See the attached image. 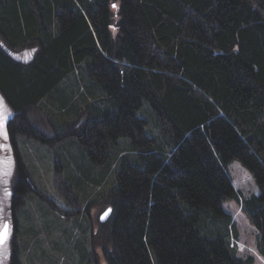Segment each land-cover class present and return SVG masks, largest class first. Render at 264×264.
Wrapping results in <instances>:
<instances>
[{
  "label": "trees",
  "instance_id": "obj_1",
  "mask_svg": "<svg viewBox=\"0 0 264 264\" xmlns=\"http://www.w3.org/2000/svg\"><path fill=\"white\" fill-rule=\"evenodd\" d=\"M82 66L94 94L85 87L87 113L65 130L116 172L97 200L111 215L79 263L99 264L96 247L106 264H254L234 245L230 200L264 257V0H0V102L12 111L18 180H31L15 141L39 132L30 111ZM145 102L160 145L138 115ZM122 139L130 148L118 157ZM234 161L257 194L240 197ZM15 188L14 199L32 192Z\"/></svg>",
  "mask_w": 264,
  "mask_h": 264
},
{
  "label": "rangeland",
  "instance_id": "obj_2",
  "mask_svg": "<svg viewBox=\"0 0 264 264\" xmlns=\"http://www.w3.org/2000/svg\"><path fill=\"white\" fill-rule=\"evenodd\" d=\"M89 82L86 68L82 66L30 111L33 126L39 130L35 133L37 137L35 134L19 135L15 141L32 181L18 180L16 161L7 163V154L10 153V161L15 155L5 122L12 111L0 102V117H6L0 119V227L5 219L12 220L13 212L16 218L13 224L11 222L6 245L0 247V264H11L13 255H18L21 264H80L79 252H83V247L90 250L88 238L97 230L98 218L107 209L97 200L102 191L111 190L115 184L116 167L113 162L105 168L94 164L73 135L77 133L65 130L74 122L78 108L87 113L85 87L94 94V84ZM143 106L138 115L147 121L148 135L156 137L160 145L166 138L156 125L157 119L149 104L145 102ZM147 109L151 113H145ZM15 124L31 132L25 122ZM7 141L10 149L6 154L2 143ZM129 143L128 139L120 141L116 150L118 157L129 151ZM227 170L241 198L258 193L251 174L240 162L230 163ZM31 183L42 196L32 190ZM17 186L32 192L21 198L16 195L14 199ZM223 208L232 215L238 231V239L234 241L238 255L242 258L252 256L254 264H264V257L257 248V231L241 206L230 200L223 203ZM94 251L99 264H106L101 249L94 247Z\"/></svg>",
  "mask_w": 264,
  "mask_h": 264
},
{
  "label": "flooded vegetation",
  "instance_id": "obj_3",
  "mask_svg": "<svg viewBox=\"0 0 264 264\" xmlns=\"http://www.w3.org/2000/svg\"><path fill=\"white\" fill-rule=\"evenodd\" d=\"M8 138V137H7ZM10 138V137H9ZM4 141V140H3ZM11 142H12V140H11ZM10 142V143H11ZM7 144H8V141H7V143H5V142H3L2 143V150H3V153H9V144H8V146H7ZM8 151V152H7ZM13 154V153H12ZM12 157H14V155L12 156ZM7 163L9 164L10 163V153L9 154H7ZM12 160V159H11ZM11 222H12V224L14 223L12 220H10V219H5L4 220V222H3V224H2V226L0 227V232L3 230V226L6 224V223H8V225H9V231H8V235H10V232H11ZM8 238L9 237H7V240H8ZM7 240H6V242H4L3 244H0V247L1 246H4V245H6V243H7Z\"/></svg>",
  "mask_w": 264,
  "mask_h": 264
},
{
  "label": "water",
  "instance_id": "obj_4",
  "mask_svg": "<svg viewBox=\"0 0 264 264\" xmlns=\"http://www.w3.org/2000/svg\"><path fill=\"white\" fill-rule=\"evenodd\" d=\"M111 212H112V210H111V208H109L104 213H102V215L100 217L101 222H105L109 218V216L111 215ZM6 224L8 226V230L7 231H9V225H8V223H6ZM3 231H4V229L0 232V237L3 236ZM7 237H8V235H7ZM4 242H6V241H3L0 244H3Z\"/></svg>",
  "mask_w": 264,
  "mask_h": 264
},
{
  "label": "snow or ice",
  "instance_id": "obj_5",
  "mask_svg": "<svg viewBox=\"0 0 264 264\" xmlns=\"http://www.w3.org/2000/svg\"><path fill=\"white\" fill-rule=\"evenodd\" d=\"M0 119H6V117H0ZM3 135H4V138L6 140L7 139V133L4 132ZM3 229H4L3 236L0 237V243H2L3 241H6V239H7V235H8V231H7L8 230V226H7V224H5L3 226Z\"/></svg>",
  "mask_w": 264,
  "mask_h": 264
},
{
  "label": "crops",
  "instance_id": "obj_6",
  "mask_svg": "<svg viewBox=\"0 0 264 264\" xmlns=\"http://www.w3.org/2000/svg\"><path fill=\"white\" fill-rule=\"evenodd\" d=\"M2 104V103H1ZM4 106H7L6 104H3ZM11 117V116H10ZM7 121L6 122V126H7V130H8V120H9V117L6 119Z\"/></svg>",
  "mask_w": 264,
  "mask_h": 264
}]
</instances>
